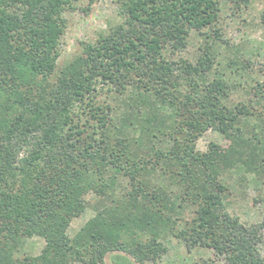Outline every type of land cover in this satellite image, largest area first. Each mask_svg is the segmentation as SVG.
Returning <instances> with one entry per match:
<instances>
[{
  "label": "trees",
  "instance_id": "1",
  "mask_svg": "<svg viewBox=\"0 0 264 264\" xmlns=\"http://www.w3.org/2000/svg\"><path fill=\"white\" fill-rule=\"evenodd\" d=\"M71 2L0 0V264H105L114 251L158 264L169 235L210 249L201 264H264V220L232 214L223 182L264 174V64L253 98L230 101L236 82L212 75L216 41L231 45L220 0H116L122 21L59 66ZM191 30L205 38L195 61L169 58ZM208 128L225 143L200 151ZM89 191L94 213L70 236ZM34 235L40 253L18 256Z\"/></svg>",
  "mask_w": 264,
  "mask_h": 264
},
{
  "label": "rangeland",
  "instance_id": "2",
  "mask_svg": "<svg viewBox=\"0 0 264 264\" xmlns=\"http://www.w3.org/2000/svg\"><path fill=\"white\" fill-rule=\"evenodd\" d=\"M263 11L264 0H239L237 3L232 0H220L215 28L231 45L227 48L221 44V41H216L217 56L212 75L219 74L230 79L231 82H236V89L229 96L230 101H248L253 98L250 85L246 82L252 83L254 79L260 78L259 66L264 64V27L260 19ZM64 16L66 27L58 45L59 66L81 54L85 42L95 41L100 34L107 32L109 27L122 21L116 0H72L71 6L65 9ZM204 39L202 35L191 30L185 48L173 54L166 51V55L177 61L181 57L195 61ZM246 58L250 59V63L248 68H243L241 64ZM237 66L238 72L235 73L232 70ZM109 101L115 106H120L118 101L112 99ZM210 142L224 144L225 140L220 132L208 128L197 138L196 148L205 151ZM223 182L228 188L226 203L232 214L237 215L245 224L264 220V174L256 177L243 170H231L225 174ZM85 198L90 204L72 219L68 227L70 236H73L94 213L92 205L97 200L96 194L89 191ZM255 198L259 199L255 200ZM185 215L188 216L187 210ZM262 232L263 240L259 247L264 256V228ZM164 242L168 250L158 264H201L202 260L214 257L210 249L203 247H195L188 252L182 241L170 235L164 239ZM43 245L44 239L40 236L26 237L16 254L34 256L40 253ZM114 254L125 255L131 263L138 264L133 257L121 251L109 252L105 257V264H112ZM215 264H224V262L217 260Z\"/></svg>",
  "mask_w": 264,
  "mask_h": 264
}]
</instances>
